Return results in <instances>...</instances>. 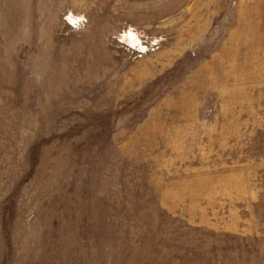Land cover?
I'll return each instance as SVG.
<instances>
[{
    "label": "rangeland",
    "instance_id": "rangeland-1",
    "mask_svg": "<svg viewBox=\"0 0 264 264\" xmlns=\"http://www.w3.org/2000/svg\"><path fill=\"white\" fill-rule=\"evenodd\" d=\"M0 264H264V0H0Z\"/></svg>",
    "mask_w": 264,
    "mask_h": 264
}]
</instances>
